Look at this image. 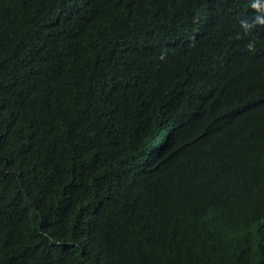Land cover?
<instances>
[{
	"label": "trees",
	"instance_id": "trees-1",
	"mask_svg": "<svg viewBox=\"0 0 264 264\" xmlns=\"http://www.w3.org/2000/svg\"><path fill=\"white\" fill-rule=\"evenodd\" d=\"M254 15L0 0V264H264Z\"/></svg>",
	"mask_w": 264,
	"mask_h": 264
},
{
	"label": "clouds",
	"instance_id": "clouds-1",
	"mask_svg": "<svg viewBox=\"0 0 264 264\" xmlns=\"http://www.w3.org/2000/svg\"><path fill=\"white\" fill-rule=\"evenodd\" d=\"M248 7L255 10V15L252 20L241 19L239 27L241 33L248 34L255 26H264V0H248ZM246 48L249 52H254L256 49L255 40H248Z\"/></svg>",
	"mask_w": 264,
	"mask_h": 264
}]
</instances>
